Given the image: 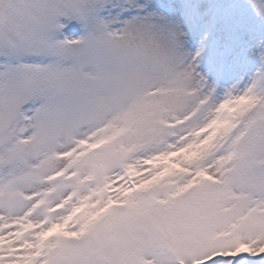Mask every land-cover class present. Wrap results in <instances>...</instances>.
<instances>
[{
  "label": "snow or ice",
  "instance_id": "6c2138e0",
  "mask_svg": "<svg viewBox=\"0 0 264 264\" xmlns=\"http://www.w3.org/2000/svg\"><path fill=\"white\" fill-rule=\"evenodd\" d=\"M0 264H264V0H0Z\"/></svg>",
  "mask_w": 264,
  "mask_h": 264
}]
</instances>
